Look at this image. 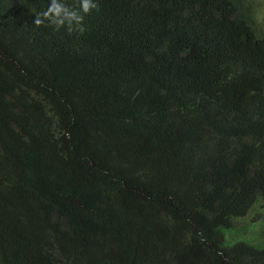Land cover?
I'll return each mask as SVG.
<instances>
[{"label":"trees","instance_id":"1","mask_svg":"<svg viewBox=\"0 0 264 264\" xmlns=\"http://www.w3.org/2000/svg\"><path fill=\"white\" fill-rule=\"evenodd\" d=\"M97 2L0 0V264H264L263 5Z\"/></svg>","mask_w":264,"mask_h":264},{"label":"clouds","instance_id":"2","mask_svg":"<svg viewBox=\"0 0 264 264\" xmlns=\"http://www.w3.org/2000/svg\"><path fill=\"white\" fill-rule=\"evenodd\" d=\"M93 10H99L97 0H79L76 7H69L63 0H49L47 9L34 15L33 24L37 27L51 25L56 31L64 28L69 33L83 34L84 18Z\"/></svg>","mask_w":264,"mask_h":264},{"label":"rangeland","instance_id":"3","mask_svg":"<svg viewBox=\"0 0 264 264\" xmlns=\"http://www.w3.org/2000/svg\"><path fill=\"white\" fill-rule=\"evenodd\" d=\"M256 3L257 4H259V5H263V7L260 9V16H263L264 15V0H256ZM249 220V218L248 219H244V220H242L239 224H238V226L239 227H243V226H247L248 225V221ZM247 221V222H246Z\"/></svg>","mask_w":264,"mask_h":264}]
</instances>
